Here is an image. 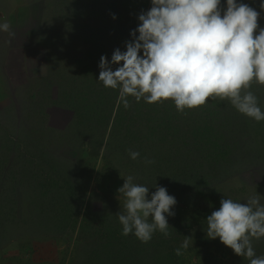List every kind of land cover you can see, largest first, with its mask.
Segmentation results:
<instances>
[{
	"label": "rangeland",
	"instance_id": "rangeland-1",
	"mask_svg": "<svg viewBox=\"0 0 264 264\" xmlns=\"http://www.w3.org/2000/svg\"><path fill=\"white\" fill-rule=\"evenodd\" d=\"M69 2L72 4V0ZM243 2L260 12L258 25L264 26V12L259 8V0ZM125 4L122 12H130L134 19L130 25L133 26L138 23L137 14L150 7V0H125ZM62 14V0H0V18L6 19L15 32L8 43L4 42L8 39L7 34L0 33V149L2 145L11 148L8 152L0 150V156L18 172L15 176L20 182L15 186L20 191L28 188L29 192L32 185L37 186L43 178L35 179L39 170L52 176V186L57 191L62 184L58 179H68L75 190L74 198L68 201L70 213L78 225L88 204L122 212L123 198L116 190L122 185L123 177L130 174L124 168L118 171L117 165L106 161L102 157L103 145L97 148L94 142L76 144L69 159L63 155L62 149L67 142L63 135L67 129L64 132L62 127L70 114L65 112V105L55 100L61 99V92H67L63 77L90 65L91 60L87 57L89 51L84 30L70 29ZM58 69L60 75L56 74ZM48 81H51L50 86ZM248 90L256 95L264 111V84L253 80ZM54 102L62 109L54 108ZM185 110L191 112L190 121L199 113L201 117L206 115L205 124L212 128L213 134L206 141L201 140L200 135L195 139L201 145L195 153L202 157V167L191 161L194 152H173L177 161L171 169L177 171L179 179L187 182L182 186L179 182H171L173 188L167 190L176 199L175 215L167 217L168 222L176 223L171 225L175 231L170 244L176 249L185 236H189L188 248L182 249L178 256L179 264H240V260L248 264V259L234 254L218 238H208L205 219H194L192 212L198 213L201 206L213 211L223 197L244 202L256 192L261 195L260 202L264 203V120L255 121L239 113L228 99L219 97H209L205 104ZM176 120L183 122L180 117ZM209 143H216L218 148L213 149ZM97 149L98 154L95 153ZM206 159L216 160V163L207 165ZM195 171L205 178V184L196 189L191 186L193 179L199 180L192 177ZM9 177L10 173L0 170V193L5 195L0 197L2 208L11 205L9 200L14 196ZM196 190H204L203 196ZM53 197L49 192L41 199L45 206L50 201L57 205ZM21 199L20 206L25 207L22 208L24 211L29 199L24 194ZM10 213L11 217L0 220V264L94 263L96 245L92 239L78 241L77 226L74 229L62 227L54 237L47 228L39 227L48 213L42 216L34 211L31 216L40 220L32 227H28V215L25 219H22V213L19 217L14 215V206ZM179 219L192 222L195 230L181 233L182 220L179 222ZM252 244L257 255L264 254V237L253 239Z\"/></svg>",
	"mask_w": 264,
	"mask_h": 264
},
{
	"label": "clouds",
	"instance_id": "clouds-1",
	"mask_svg": "<svg viewBox=\"0 0 264 264\" xmlns=\"http://www.w3.org/2000/svg\"><path fill=\"white\" fill-rule=\"evenodd\" d=\"M259 8L264 12V0H259ZM259 17L260 12L243 0H150V7L137 14L124 49L114 48L110 58L101 54L96 79L118 90L117 103L125 109L129 97L146 103L170 99L180 112L219 97L239 113L264 120L256 95L248 90L253 80L264 84V26L258 25ZM0 33L7 34L5 43L15 36L3 18ZM128 155L132 160L140 157L131 149ZM143 160L152 163L148 157ZM154 188L150 192L131 174L123 177L116 191L124 210L115 213L121 235L132 234L142 243L157 231L169 236L167 217L175 215L176 199L164 186ZM260 196L253 193L244 202L223 197L204 218L206 236L218 238L248 264H264V254L257 255L252 244L264 237ZM185 237L174 249L177 256L189 246Z\"/></svg>",
	"mask_w": 264,
	"mask_h": 264
},
{
	"label": "trees",
	"instance_id": "trees-1",
	"mask_svg": "<svg viewBox=\"0 0 264 264\" xmlns=\"http://www.w3.org/2000/svg\"><path fill=\"white\" fill-rule=\"evenodd\" d=\"M62 2L64 22L70 25V29L84 30L89 51L87 57L91 60L90 65L74 70L65 78L62 76L66 81L64 82L67 92H61V99L55 100L56 103L61 102L65 105V112L70 114L69 120L64 122L62 127L64 132L67 129L66 134L63 135L67 141L62 149L64 157L69 159V156H72L69 154L75 151L76 144L94 142V147L98 148L103 145L102 157L106 158V161L117 165L118 171L124 168L126 173L134 176L135 182L146 184L150 192L155 191V185L159 186V184L166 190L173 188L171 182H179L182 186V183L187 181L179 179L177 171L173 172L174 169H171L177 161L173 152L192 151L195 156L191 161L203 166L202 157L195 153L201 145L195 139L200 135L201 140L206 141L213 134L212 128L205 124L206 115L201 117L199 113L197 118L192 116L190 121V110H185L181 114L170 99L146 103L143 100L137 102L129 97L130 106L127 109L118 104V90L104 87L96 77L99 72L98 61L101 54L110 58L114 48L119 47L123 50L124 41L130 39L129 30L136 27V24L130 25V22L134 21L130 12L127 14L122 12L123 7L127 6L125 0H72V4L69 0H62ZM113 13H115V19H112ZM110 41L114 44H108ZM60 73L61 70L58 69L56 74L60 75ZM81 79L82 82L79 81ZM50 82H47L48 86ZM55 102L52 104L53 107L62 109ZM216 115L219 113L216 112ZM179 117L183 122L176 120ZM209 145L212 148H218L216 143H209ZM129 149L138 151L140 157L136 160L130 159ZM0 150L8 152L11 148L2 145ZM95 153H99L98 149ZM144 157L150 158L152 163L146 165ZM1 158L2 156H0V170H4L6 174L10 173L9 179L13 183L10 191L12 190L14 195L12 200H9L11 205L6 206L8 200L5 208H2L3 204L0 205L1 221L12 216L10 212L14 206V215L19 217L22 213L24 215L22 219L27 218V215L30 217L31 222L28 220V227L37 226L40 220L37 216H31L34 211L42 216L48 213L49 216L44 222L40 221L39 227L47 228L52 236L55 234L54 237L62 227L74 229L77 226V240L92 239L96 245L93 264H179L174 247L170 244V241L174 240L171 237L175 231V228L171 229V225H176V223L168 222L170 225L168 237L157 231L153 233L150 241L142 243L132 234L121 235V225L115 212L104 209L102 206L101 208L88 204L77 225V219L73 218L70 213V203H68L74 198L75 190L68 179H58L62 184L60 190L57 191L53 189L52 176L48 173L42 174V170H39L37 173L39 176L34 177L37 181L42 176L43 178L37 182V186L32 185L29 192L28 188L20 191L17 187L20 180H17L15 176L18 172L12 169L11 163H5L6 160ZM204 163L209 165V163H216V160L206 159ZM160 176L162 178L159 180L163 182L158 180ZM192 177L199 179L196 181L192 178V188L196 189L205 184V178L198 176L196 171ZM49 192H51V197L54 192L55 197L52 200L55 199L58 204L65 201L63 205L51 204L50 201L45 206L41 198ZM196 192L203 196L204 190H196ZM21 194L29 199L28 208L24 211L22 208L25 207L20 206ZM4 196L0 193V197ZM202 207L198 213L192 212L194 219H204L211 213L210 208ZM181 220H178L182 222L181 233L185 230H195L192 222ZM239 263L244 264L241 260Z\"/></svg>",
	"mask_w": 264,
	"mask_h": 264
}]
</instances>
